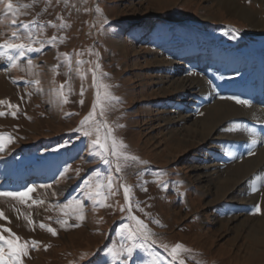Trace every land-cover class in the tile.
I'll list each match as a JSON object with an SVG mask.
<instances>
[{"label":"rangeland","instance_id":"rangeland-1","mask_svg":"<svg viewBox=\"0 0 264 264\" xmlns=\"http://www.w3.org/2000/svg\"><path fill=\"white\" fill-rule=\"evenodd\" d=\"M237 1L258 14L257 23L264 20V0ZM12 3L15 15L6 13L0 5V43L10 39L13 31L23 34L22 25L28 23L37 41L34 46L42 49L28 52L17 68L0 59V101L19 106L13 109L0 105V111L6 113L0 116V133L14 138V143L0 150V191L35 185L33 200L43 201L25 204L0 197V210L8 218L0 219V225L22 240L39 242L29 247L24 264H114L112 252L131 244L129 233L138 227L133 215L154 233L155 244L137 249L127 257V264H176L169 250L161 247L167 245L170 249L176 244L189 250L180 256L185 264H264V246L252 241L249 227L241 232L236 229L244 222L264 221V176H260L263 183L256 192L255 178L243 185L224 187L226 194L219 189L230 179L225 169L238 158L235 128H243L241 137L247 136L244 141L254 137L246 130H257L240 124L243 119L229 117L207 138L203 137L198 121L202 119L201 109L208 104L203 106L197 98L208 92V85L215 80L206 77L208 71L214 72L220 65L216 62L219 59L228 60L230 65L219 82L240 75L234 71L231 58L215 54L231 52L239 61L264 68V29H254L246 20L219 8V0ZM195 47L199 50L187 55ZM174 48L178 50L171 52ZM200 50L209 54L207 63L201 57L195 58ZM28 59L32 60L31 69ZM164 59L172 62L171 67L162 63ZM191 60L195 68L189 67ZM97 63L101 66L97 70L101 82L119 98L111 102L105 117L116 138L128 146L124 151L139 157V162H128L120 172L115 171L114 163L104 164L90 138L76 131L95 101L92 70ZM194 74L201 78V84L191 85L188 76ZM166 76L173 77L184 89L177 90L176 85L172 89L171 83L164 85ZM7 85L11 91L6 90ZM214 87L217 84L211 86L213 99L209 106L235 101L231 91L219 95ZM164 88L171 91L166 94ZM236 88L244 90L242 85ZM237 97L245 100L244 95ZM256 101L254 104L264 111ZM13 110L17 112L15 117L10 114ZM255 117L248 124L264 129V121ZM258 132L260 135L256 132L254 139L264 135V130ZM256 149L264 150V138ZM246 158L249 155L241 161ZM34 170L41 171V176L27 179ZM97 173L101 181L106 177L113 181L112 193L104 190L107 206L88 200L84 194V181L95 179ZM125 185L131 188L127 199ZM74 200L84 204L83 220L76 219L73 209H62ZM256 205L260 213H256ZM58 220H67V224ZM41 223L55 228L57 235L41 228ZM254 247L257 251L252 250Z\"/></svg>","mask_w":264,"mask_h":264},{"label":"snow or ice","instance_id":"snow-or-ice-1","mask_svg":"<svg viewBox=\"0 0 264 264\" xmlns=\"http://www.w3.org/2000/svg\"><path fill=\"white\" fill-rule=\"evenodd\" d=\"M0 5H4V11L6 13H12L15 15L16 9L12 0H0ZM28 7V5H25ZM99 11V8H97ZM12 25L16 24V20H12ZM36 24V21L32 22ZM55 27V25H52ZM38 27H43L38 25ZM22 28L25 30L23 34L20 31H13L10 33V39L0 43V59L7 61L12 68L19 67L20 60L26 56L28 52H38L41 51V48H37L34 45L37 43L34 35L31 34V25L25 23L22 25ZM28 42H23V40ZM55 37L52 38V43L55 42ZM43 43V42H41ZM15 53V55L13 54ZM67 57V54H64ZM29 69L33 67L32 60L28 59L26 61ZM81 64L83 61L80 62ZM101 66L97 63L95 69L92 70L93 82L96 87L95 101L92 106V110L81 120L80 127L76 131L81 132L84 137H88L91 140L92 145L99 150V156L104 164L114 163L115 171L120 172L123 170V167L128 164V162H139V157L128 154L125 149L127 145L124 144L122 140H118L114 135V130L112 126L108 123L105 113L108 111L109 107H112L113 101H118L116 97L110 90L109 86L101 82V77L98 74L97 70ZM39 84V81H36ZM64 85H61V95H63ZM103 89V92H101ZM81 94L83 95V89H81ZM238 104L248 105L249 101L240 99L238 97H232ZM63 102H67V97H63ZM83 104V100L80 101ZM7 104L13 109H18V105H11L9 101H0V105ZM6 113L0 111V116H4ZM13 117L17 115L16 110H13L10 113ZM99 115V119L97 118ZM14 143V138L11 134L0 133V150H3L6 145ZM252 144L258 143L256 139L251 140ZM123 162V163H122ZM100 174H96V178L93 179L89 177L84 181L85 190L84 194L88 200L93 201L100 206H107L105 201L107 196L104 193L106 189L108 193H112L113 181L110 177H106L104 181L99 179ZM163 186V185H162ZM45 187H51L46 185ZM37 191L35 185L24 188L23 190H3L0 191V197H8L13 200L19 201L21 203L27 204L28 201H32L33 204H41L43 201L33 200L32 194ZM123 192L125 198H129V193L131 188L128 186H123ZM73 209L76 219L83 220V209L84 204L80 200H74L70 204H64L62 209ZM256 213H260L261 209L259 205L255 206ZM129 211H131V202H129ZM255 214V213H254ZM64 215H68V212L65 211ZM136 221L138 227L134 231H130L128 239L131 241L126 248L122 246L120 252L113 251L112 257L115 264L116 261H120L121 264H127V257L133 255L137 249H146L152 244H155V240L152 239L154 233L148 228V226L136 216L131 217ZM0 219L8 220L4 212L0 210ZM58 223L67 224V220H58ZM29 223H34L29 220ZM41 228H46L48 232L52 235H57L56 229L50 226H47L43 223L40 224ZM4 233H8L7 236ZM39 244L38 241H26L22 240L21 237L16 235L10 228L0 225V264H24L23 258L29 255V247H36ZM166 250H169L172 259L176 264H185V260L180 259L182 252L189 251L181 244H176L168 249L167 245H161ZM141 264H145L144 261H141ZM155 264V262H154Z\"/></svg>","mask_w":264,"mask_h":264},{"label":"bare ground","instance_id":"bare-ground-1","mask_svg":"<svg viewBox=\"0 0 264 264\" xmlns=\"http://www.w3.org/2000/svg\"><path fill=\"white\" fill-rule=\"evenodd\" d=\"M218 7L227 10L228 13L231 14L232 16L246 20L248 23H250V25L254 29H262V30L264 29V20H260V23H257V20H259L258 14L252 10H248L246 7L239 5L237 0H219V6ZM119 47H121L122 49L125 48L123 46V44H120ZM177 50L178 49L174 48L171 50V52H175ZM195 50H199V48L195 47V48L188 50L187 55H189L190 53H193ZM196 52H199V51H196ZM230 57H231V54H229V58ZM192 62H193V60L190 61L189 67L195 68L196 65L192 64ZM162 63L163 64L166 63V65H168V67H171L172 62L168 61L167 59H164V61ZM211 64H213V63H211ZM235 68H237V67H235ZM200 69H201V67H200ZM234 71L239 72L240 74H244L245 68L244 69L237 68V69H234ZM255 71L258 74L264 73V68L260 69L258 66H256ZM176 72H177V70L173 71L172 73L174 74ZM178 72L182 73V72H185V70L184 71L180 70ZM166 77H164L163 79H166ZM0 78H1V76H0ZM188 79L191 81V85L195 84V82H196V85H198L199 83L201 84V78L197 77L195 74L188 76ZM1 81H2V78H1ZM169 83H171L172 89L175 87V85L177 86L176 87L177 90H183L184 89L183 85L177 84L176 82L173 81V77H167V80H165L164 85H167ZM0 84H2V82ZM251 85H253V86L264 85V79L261 81H259V80L252 81V82H249L248 84L242 85V89H245L246 87H250ZM4 86H3V89L5 90L6 87H4ZM211 86L208 85V92H205L202 95L197 97L199 99L198 100L199 103L203 104V106H204V104H208L201 109V111H202L201 118L202 119L200 121H198L199 122L198 125L201 126V130H202L201 135L203 137H206L207 135L211 134L214 130H216V127L220 124L221 121H224L225 119H227L229 117L249 121V120L254 119L255 116H259L258 118H260V121H264V111L254 104L256 101V98H258L257 96L250 98V97H248V95H244L243 98L245 100L249 101L248 105L238 104V103H236V101L230 102V101L225 100L223 102L219 101L218 103H216L212 107L209 106V104L212 102V99H213V94L211 92ZM185 88H186V86H185ZM254 88H256V86ZM7 89L10 90L12 88L7 85L6 90ZM169 91H171V89H168V88L163 89V92H165L166 94ZM173 102H175V101L173 100L172 103ZM254 122L257 123L256 121H254ZM242 129L243 128H240L239 126L237 128H235V130H236L235 133H237L236 134L237 137H236V139H234V141L236 144H238V148H239V152H237L238 158L235 159V161H233V163L228 165L224 171V173L226 175L230 176V179L225 181L224 183L220 184L219 189L222 191V194H226V191L224 192V187L229 189L231 187L236 186L237 184L243 185L245 182H247L249 180H253L254 178L257 180L256 184H255V192H256V188H258V186H259V188H261L260 183H263L260 180V176H264V150L258 152L257 151L258 149H256L257 143L256 144L251 143V140L254 138H257V137L254 135L255 133H253V131H251L249 129L246 131L251 132L252 136H254V137H252L250 140L248 138L249 141H247V142L244 141V139L247 138V136L241 137V134H242L241 130ZM262 130H264V129H262ZM192 131H194V130L192 129ZM197 135H198V133H197ZM173 137H175V136H173ZM263 138H264V136L262 135L260 137V139H256L258 141V144H260V142ZM175 140L177 141V139H175ZM246 155H249V158L248 159L246 158L247 160H244V162H242L241 159ZM207 192H209V190ZM230 194H232V193H230ZM220 196H219V198H220ZM247 227H249L248 234H249L250 238L252 239V241L255 244H259L258 245L259 247L264 246V221H261L260 223L257 222V223H247V224L244 222L241 225H239L238 227H236V229H237V231L241 232L243 229H245ZM252 250L257 251L255 247L252 248Z\"/></svg>","mask_w":264,"mask_h":264}]
</instances>
